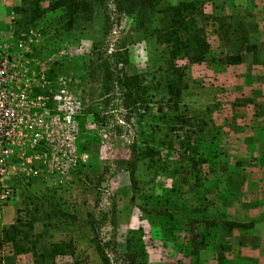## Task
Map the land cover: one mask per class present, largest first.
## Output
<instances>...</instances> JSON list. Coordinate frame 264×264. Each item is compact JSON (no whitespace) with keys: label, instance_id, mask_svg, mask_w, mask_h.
Segmentation results:
<instances>
[{"label":"rangeland","instance_id":"obj_1","mask_svg":"<svg viewBox=\"0 0 264 264\" xmlns=\"http://www.w3.org/2000/svg\"><path fill=\"white\" fill-rule=\"evenodd\" d=\"M201 1L213 18L208 26L212 52L202 64L182 62L188 88L179 114L189 120L183 130L179 122L173 128L168 123L173 114L165 108L163 93L155 94L149 109L130 112L123 106L121 89L107 92L100 72L94 77L87 69L100 50L121 76L150 75L152 81L160 61L162 48L155 40L139 37L133 19L118 13L114 0L97 4L93 20L68 34L56 24L60 11L29 26L17 14L21 0H0V54L9 59L6 80L15 94L16 111L7 119L1 114L0 125L22 127L10 161L15 169L5 181L14 195L2 210L0 232L18 218L24 224L35 219V230H25L33 241L44 236L39 251L44 244L72 243L74 254L58 256L51 264H102L99 244L113 264H123L127 239L140 229L147 264H264V257L246 255L244 248L250 244L242 242V236H227L222 262L216 248L219 236L208 248L201 247L207 219L245 218L236 211L235 186L244 171L256 165L252 158L264 154V31L258 28L264 25V0ZM253 43L260 47L256 53L247 50ZM126 49L129 64L116 67L114 56ZM232 55H240L243 62L227 65ZM50 73L62 79L46 85ZM83 77L85 83L74 80ZM206 135L214 140L213 151L221 154L215 173L207 175L208 214L206 166L199 167L201 187L194 189V175L188 177L185 170L195 152L206 157ZM145 141L157 147L163 162L177 173L172 178L141 161L135 188L128 163L135 142L139 148ZM80 144L87 150L82 152ZM174 185L176 193H171ZM168 197L171 204L163 202ZM154 198L162 200L158 210L164 207L175 216L170 224L174 230L165 233L145 212ZM250 208L248 202L247 214H242L248 217ZM8 255L10 246L0 250V259L6 261ZM34 262L28 253L16 257L14 264Z\"/></svg>","mask_w":264,"mask_h":264},{"label":"trees","instance_id":"obj_2","mask_svg":"<svg viewBox=\"0 0 264 264\" xmlns=\"http://www.w3.org/2000/svg\"><path fill=\"white\" fill-rule=\"evenodd\" d=\"M22 4L17 8V14L25 17V23L29 26L36 25L40 19H43L49 13L61 12L59 20H56L58 26L63 27V31L68 34L72 32L78 25L88 23L93 20L95 14V6L97 4H105L107 0H21ZM48 2V3H47ZM115 8L121 15L129 16L134 21V31L136 34L144 39H152L162 48L161 58L157 64V68L152 73V81L149 80L150 75L141 74H124L120 75L119 72L114 70L110 65L107 58L104 57L99 50L96 53L95 60L91 61L89 69H92V75L95 77L100 72L101 83L105 86L107 92H111L114 87H119L123 94V106L125 109L133 112L136 109H149L152 104L154 96L157 92L166 95L165 108L172 112L173 116H168V123L171 128L177 126L176 122L180 123V128L184 130L189 120L184 114H179L182 98L185 90L188 88L186 81L187 66L182 65V62L188 64H202L206 62L211 55L212 47L208 37V26L210 20L213 19L205 10V5L201 0H114ZM21 23V22H20ZM20 25V24H19ZM245 42L248 43L246 39ZM247 50L252 53L259 51L257 45L247 46ZM114 57L118 58L116 67L119 64H129L128 51L125 50L124 54L118 52ZM243 62L240 55H232L227 58L226 64L229 66L239 65ZM62 77L59 73L49 74L48 83H55L58 78ZM67 77V76H66ZM73 79V78H72ZM80 80L85 83V77ZM156 82V86H154ZM51 88V87H50ZM43 91H39L38 95L43 96ZM161 111L164 107H161ZM173 130V129H171ZM206 134H209V125L206 124ZM206 135V157L203 155L199 157L198 151L194 153L192 165L185 169L186 175L195 178L192 186L194 189L201 187L199 172L206 166V213L209 212L211 204L208 200V180L209 174L215 173L217 162L221 156L216 150L213 151V138L208 140ZM209 141V142H208ZM151 143L144 142L138 148L135 142L133 150V160L129 161L128 168L131 170L132 185L137 188L138 183L135 177L138 163L141 161H148L153 168H158L159 173L171 174L172 178L176 177L177 170L173 169L171 163L163 162L161 153ZM88 146L80 144V150L84 152ZM197 150V149H195ZM186 154H184L185 156ZM158 157V158H157ZM187 158V157H186ZM199 158V159H197ZM183 170V169H182ZM191 170V172H190ZM225 171H228L226 168ZM179 172V171H178ZM208 175V176H207ZM187 178V177H186ZM219 179V178H218ZM230 182L232 181L229 177ZM218 182H220L218 180ZM176 185H174L171 193H176ZM192 190V189H191ZM199 194V192H198ZM170 197V196H169ZM169 197L164 200L166 203L171 204ZM149 199V198H147ZM152 205V210L145 211L149 214L152 222L162 227L163 231L174 230L171 226L175 221V216L170 211L161 207L158 210L157 205H162V200H156ZM153 214L155 217H153ZM208 214V213H207ZM158 220V222L155 221ZM32 220L29 224H24L21 218L11 224L9 227L3 228L0 232V250L6 246L11 247L12 255L5 257L6 261L0 259V264H14L16 257L31 253L35 257V264H51L58 256H68L74 254L71 251L73 248L72 243L57 244L49 243L44 244L42 250L39 251L38 247L42 244L41 240L44 238L41 234L33 241L30 239L25 228L34 231V222ZM206 228L208 233L201 241L202 248H208L211 245V240L215 236H219V242L216 248L218 249L219 260L222 262L224 259L223 251L226 250L225 244H228L226 238L231 236L235 229L238 228H251L252 224H243L237 221L230 220H213L206 221ZM169 227L171 228L170 230ZM216 230V232L212 231ZM218 230V231H217ZM226 231V236L221 235V231ZM128 253L124 256L123 264H147V251L143 243V230L134 233L133 237L127 239ZM102 264H113L111 257L102 246H98ZM83 264V263H78Z\"/></svg>","mask_w":264,"mask_h":264},{"label":"crops","instance_id":"obj_3","mask_svg":"<svg viewBox=\"0 0 264 264\" xmlns=\"http://www.w3.org/2000/svg\"><path fill=\"white\" fill-rule=\"evenodd\" d=\"M258 28L260 32L261 30L262 32L264 31V25ZM253 44L257 45L260 49L258 43ZM263 140L261 139L262 143ZM262 143L258 145H262ZM252 160L256 165L253 166L250 172L244 171L245 176L237 182L234 191L237 196L239 195V199L236 201V211L241 218L245 217L242 221L238 222L246 225L252 224V227L235 229L232 236H242L241 241L250 244V246L244 248L247 256L261 259L264 257V154L255 155ZM244 186L245 189H243ZM248 202L251 204V210L250 215L247 217V215H243L242 213L247 214V211H244V206Z\"/></svg>","mask_w":264,"mask_h":264},{"label":"built area","instance_id":"obj_4","mask_svg":"<svg viewBox=\"0 0 264 264\" xmlns=\"http://www.w3.org/2000/svg\"><path fill=\"white\" fill-rule=\"evenodd\" d=\"M8 64V57L0 54V116L1 114L5 115V118L11 113L12 115H15L13 113V111H15L13 107V102H15V94L10 88H8L6 80V68ZM61 79V77L58 78L56 82ZM43 97L44 96H39V98ZM80 105L81 103L78 102V107H80ZM47 109L51 110L50 107H47ZM21 129V125H15L14 123H10L9 125H0V219L5 204L8 203V201L14 195V189L8 186L5 181L10 175H12L13 170L15 169V167L10 161L14 154V146L18 143V138L21 134Z\"/></svg>","mask_w":264,"mask_h":264}]
</instances>
